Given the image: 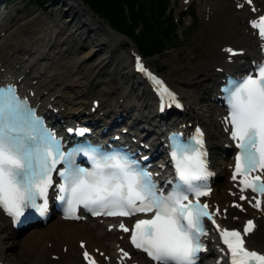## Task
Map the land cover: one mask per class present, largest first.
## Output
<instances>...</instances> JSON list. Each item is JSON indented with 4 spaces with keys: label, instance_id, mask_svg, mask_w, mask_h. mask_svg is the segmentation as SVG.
Segmentation results:
<instances>
[{
    "label": "snow or ice",
    "instance_id": "1",
    "mask_svg": "<svg viewBox=\"0 0 264 264\" xmlns=\"http://www.w3.org/2000/svg\"><path fill=\"white\" fill-rule=\"evenodd\" d=\"M244 3L251 5L252 0H244ZM237 7L242 8L244 4H237ZM252 11L256 9L253 7ZM250 25L258 30V36L264 41V15L250 21ZM225 51L237 54L230 48ZM137 68L162 94L175 100L163 87V82L147 72L139 60ZM223 91L229 109L226 120L239 149L233 179L237 174L242 175L241 192L251 189L264 197V63L257 65L256 71L246 77L229 79ZM79 134L83 135L84 130L80 129ZM202 135L197 130V138L187 145L181 143L177 135L173 136L170 156L176 182L172 191L165 194L151 174L127 154H104L91 149L86 155L91 160L92 170L80 168L74 160L80 149L62 151L55 134L44 127L40 118L27 107V102L16 95L15 88L0 86V206L17 219L28 207L44 215L48 190L53 187L52 174L57 171L64 181L56 186L60 193L58 199L66 203L68 217L80 218L75 215L78 205H83L92 215L153 213L150 219L137 220L131 235L132 244L158 264H195L198 254L206 250L201 242L207 235L205 218L215 224L208 205L199 200L209 194L201 189L207 187L204 182L210 175ZM61 162L64 164L62 171L57 169ZM257 169L261 175L249 177V173ZM189 195L196 200H190ZM38 198L43 203L37 204ZM239 199L249 198L241 195ZM252 199H255L252 207L259 209L261 200ZM234 207L241 205L234 204ZM120 228L129 231L124 224ZM216 228L226 245L229 264H264V254L245 247V236L255 229L252 220H248L242 230L220 229L219 225ZM84 257L89 264H95L88 252H84Z\"/></svg>",
    "mask_w": 264,
    "mask_h": 264
},
{
    "label": "bare ground",
    "instance_id": "2",
    "mask_svg": "<svg viewBox=\"0 0 264 264\" xmlns=\"http://www.w3.org/2000/svg\"><path fill=\"white\" fill-rule=\"evenodd\" d=\"M62 6L64 7H62L60 11L61 17H69L65 18L62 22L60 21L61 23L59 22L60 16L58 17L59 19H50L51 12L45 15H36L34 17L28 16L27 14L25 17L18 19V24L15 28L7 32L9 39H11L12 36H14L13 32L18 30L20 36L15 38V40L30 44L37 50V62L42 65L41 68H45V74L42 76V79L36 78L37 83L33 87L35 94H41L40 98L45 104H50L51 106L58 104L59 109L65 106L62 111L64 117H74L75 113L80 109L73 108V106L79 104L80 100L67 91L66 83H68L69 80L71 83L80 81L78 87L81 88L85 82H82L81 79L85 78L84 75L87 72L88 74H92L95 68V71L103 72L104 68L109 66L112 68V74L117 73L124 78L123 83L128 93L125 95L128 98V100L124 102L125 106L127 107L130 99L134 98V100L137 101L138 109L148 115L150 113V102L147 92L141 87L144 86V83H141L140 86V81L138 82L136 76L132 75L129 69V58L120 60L118 55H113V51L120 47L123 39L120 40V36L108 29L101 21L95 20L96 18L86 10L81 0H70L62 4ZM210 7L220 18V25L214 31L208 32L209 39H207V41L213 44L212 39L215 34L218 41L224 37L229 42L235 43L241 48H246L248 31L245 30L243 21L247 13L245 11H239L234 13V16L229 19L223 13L217 1L211 2ZM28 25L33 26V30L29 31V34H26L24 29H31ZM62 25L65 26L64 31H61ZM207 25L211 28L214 23H209ZM75 41L77 43L79 42L78 48L74 47L72 43ZM225 44L227 43H223L220 46ZM212 49L213 46L205 55L204 53L202 54L204 58L202 59L201 57L202 61L200 65L203 64L206 65V67H203L205 71L204 76L198 74L201 75L199 78L201 82H205V77L206 79L212 80L216 73L213 69H209V67L211 65L212 68L221 66L223 62L224 54L217 49L212 56ZM9 51L1 52L0 57L8 55ZM45 57H49V61L39 62V60H43ZM93 57L94 59L91 61ZM63 61H65L64 65L62 63ZM0 63L2 64V62ZM10 63L17 64L18 61L9 58L4 60L5 66H8ZM89 63L94 65L95 68H93V71L86 69ZM27 65L29 66V64ZM37 73V70H34L30 72V75H36ZM191 74L193 75L192 72ZM199 79L196 78V81L193 78L184 80L176 76L175 79L171 80L172 83L170 86L183 95L186 104L193 105V97L197 93L193 86L199 82ZM113 81V78H110L107 82H104V85L113 88ZM108 83H110V85ZM204 91L203 88L202 93H204ZM122 95L123 93L118 97H122ZM99 111H101V109H99ZM106 111H109L108 106L102 110L103 113ZM197 111H199V108H197ZM94 116L100 120L98 113ZM88 221L91 223H75L59 219L49 221L46 223L45 227L39 229V231H27L21 238V244L26 246H24L26 250L25 253L29 256L31 254L30 249L33 247L30 243H37L41 238L43 240V246L39 243V247L37 248V253L41 259L45 258V244L47 242L52 243L54 248H56L61 240L62 243H66V240H73L74 242H69V246L67 245L68 250L71 251L74 249L73 243L76 244L77 241H85V247L89 249L98 247L102 250L104 240L112 239L113 232L95 230V221L93 219H89ZM68 223L71 225H64ZM3 235L8 236L9 240H5V242L0 241V262H3V264H18L16 258H14L15 261L13 262L11 258H8V255L6 256L5 251H3L4 247L17 242L16 236L13 234L8 235L7 232H1L0 237ZM78 235H82L84 238H77ZM249 241H251V238ZM114 242L115 241H113V243ZM250 245L253 248L263 247V245L256 241L255 237H252ZM109 249L110 248L105 243V251ZM65 255L68 256L69 254Z\"/></svg>",
    "mask_w": 264,
    "mask_h": 264
},
{
    "label": "rangeland",
    "instance_id": "3",
    "mask_svg": "<svg viewBox=\"0 0 264 264\" xmlns=\"http://www.w3.org/2000/svg\"><path fill=\"white\" fill-rule=\"evenodd\" d=\"M70 0H52V2L48 3L45 8L42 9H36L34 7L28 6V5H23V4H18V1H15L13 4H10V10L9 12L12 13L14 8L16 7L19 12L18 16L16 17V20L20 16H24L25 12H32L34 15H43L48 12H51L52 18H57L60 16L61 17V9L62 4L68 2ZM64 2V3H63ZM197 14V13H196ZM69 16H64L59 19V22L64 21L65 18H68ZM94 17V16H93ZM198 18V15L196 16ZM95 18V17H94ZM200 18V17H199ZM198 18V19H199ZM97 20V19H95ZM200 23L198 26L194 29V31L188 36V39L182 40L179 42H175L173 47L169 50H166L164 54H159V56L154 55L153 57L148 58V62L152 67L163 65V71L161 74L166 77L168 80H173L176 78V76L180 77L181 79L184 80H189L192 78V69L194 68V64H196V61L202 57L203 53L207 51V49L210 46V43L207 42V30L203 28V23L201 21V18L199 19ZM102 21V20H101ZM15 22V21H14ZM60 22V23H61ZM63 29H65V26L63 25ZM138 31V30H137ZM136 31V32H137ZM209 38V37H208ZM121 40V39H120ZM128 40V39H126ZM125 39L121 42L120 47H118L116 50L113 51V55H118L120 60L127 59L129 56L126 53L127 47L124 46ZM74 47L78 48L79 47V42L77 43L72 42ZM94 59L91 58V61ZM94 65L88 64L86 69L87 70H92L93 71ZM96 69V68H95ZM93 71L92 74H88V72L85 74V78L82 79V82H84L83 86L79 89L80 91L77 92L74 90L72 93L73 94H79L81 99H85L90 96H105L106 92L105 90H110L109 91V96L107 99H115L118 96V93L120 91H126L125 85L123 84L124 78L122 76H119L117 73H111L112 68L105 67L103 72L99 71ZM102 77V78H101ZM116 77V78H115ZM110 78H113L114 86L112 84V87L104 88V83L103 81H106ZM103 80V81H102ZM110 85V83H108ZM78 83H75V86H77ZM78 88V87H77ZM193 88L197 91V93L194 95V101L196 102V107H199L200 109L204 110L205 115L202 116L201 121L203 124L206 126L208 133H210V137L216 138L218 137V131L215 127V124L213 120L210 117V111H209V106L205 101V95L202 93V87L201 85H195ZM207 114V115H206ZM138 119H144L143 117H138ZM55 219H52L54 221ZM71 225V224H68ZM63 226V225H62ZM42 229V228H39ZM39 229H34L35 231ZM33 230V229H31ZM95 230H101L102 227L101 225H97ZM25 232H21L20 234L16 235V241L11 245V247L6 249L5 253L6 256L8 255V258H11V260L14 262L16 258L18 264H30L34 263L33 262V255L35 252V247L39 246L38 244L41 243L43 246L42 242L43 240L40 238L39 242L37 243H30V245L33 247L30 249L31 254L28 256L27 253H25V248L23 244H21V238L23 235H25ZM29 232V231H28ZM114 237V234H113ZM77 238H84L82 235H78ZM66 244L69 245V242H74L73 240H66ZM65 242V241H64ZM62 243V240L60 244ZM264 243V240L262 244ZM65 244V243H62ZM74 245V243H73ZM26 247V246H25ZM32 261V262H31ZM44 263L48 264V261H43ZM53 264V263H52Z\"/></svg>",
    "mask_w": 264,
    "mask_h": 264
},
{
    "label": "trees",
    "instance_id": "4",
    "mask_svg": "<svg viewBox=\"0 0 264 264\" xmlns=\"http://www.w3.org/2000/svg\"><path fill=\"white\" fill-rule=\"evenodd\" d=\"M33 1L37 4L46 2ZM82 2L93 13L104 18L112 28L132 38L145 55L153 56L170 43L168 29L170 25L166 28L164 0H82ZM159 69L163 70V66Z\"/></svg>",
    "mask_w": 264,
    "mask_h": 264
}]
</instances>
